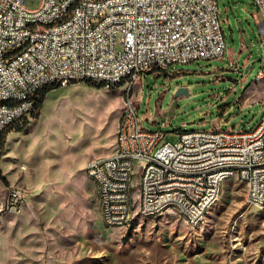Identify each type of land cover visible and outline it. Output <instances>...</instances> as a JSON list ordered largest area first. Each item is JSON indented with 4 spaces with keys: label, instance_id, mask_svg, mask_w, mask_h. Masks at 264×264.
Listing matches in <instances>:
<instances>
[{
    "label": "rangeland",
    "instance_id": "1",
    "mask_svg": "<svg viewBox=\"0 0 264 264\" xmlns=\"http://www.w3.org/2000/svg\"><path fill=\"white\" fill-rule=\"evenodd\" d=\"M41 1L25 5L37 9ZM218 3L227 42L222 58L175 63L134 84L144 127L154 129L153 118L169 122L163 142L177 141L180 128H251L264 114L257 7L251 0ZM238 56L241 72L229 65ZM180 85L188 90L176 95ZM125 94L124 86L73 82L47 95L39 118L27 117L28 131L7 133L0 154L8 180L0 179V264H264V209L247 201L237 175L224 181L194 228L139 213L127 228L104 224L85 166L112 153ZM14 187L25 193L22 207L8 203Z\"/></svg>",
    "mask_w": 264,
    "mask_h": 264
},
{
    "label": "built area",
    "instance_id": "2",
    "mask_svg": "<svg viewBox=\"0 0 264 264\" xmlns=\"http://www.w3.org/2000/svg\"><path fill=\"white\" fill-rule=\"evenodd\" d=\"M257 7L264 43V0ZM0 0V135L31 117L46 86L90 80L125 87L112 154L88 161L104 224L127 228L137 213L167 215L194 228L225 175L246 178L250 204L264 209V114L251 128L182 130L143 125L134 84L175 63L222 58L227 42L218 0ZM121 35L120 40L118 36ZM241 72L239 62L230 60ZM264 76L261 70L256 78ZM133 187V194H125ZM21 188L8 203L22 207Z\"/></svg>",
    "mask_w": 264,
    "mask_h": 264
},
{
    "label": "trees",
    "instance_id": "3",
    "mask_svg": "<svg viewBox=\"0 0 264 264\" xmlns=\"http://www.w3.org/2000/svg\"><path fill=\"white\" fill-rule=\"evenodd\" d=\"M89 85H98V86H104V84H98L90 80L83 81ZM119 86H122V84H118L113 88H117ZM61 87L59 84H53L50 86L44 87L42 90L38 92V94L34 97L35 98V107L34 110L32 111L31 116L34 119L39 118L40 116V111L44 106V103L46 101L47 95L54 89H57ZM29 129V121L27 120V117H24L22 119H19L15 121L13 124H11L1 135H0V154L3 152L4 147H5V139L7 136V133L11 131H18V132H26ZM179 130H184L180 128ZM0 179H2L5 183H7V178L2 174V170L0 169Z\"/></svg>",
    "mask_w": 264,
    "mask_h": 264
},
{
    "label": "bare ground",
    "instance_id": "4",
    "mask_svg": "<svg viewBox=\"0 0 264 264\" xmlns=\"http://www.w3.org/2000/svg\"><path fill=\"white\" fill-rule=\"evenodd\" d=\"M86 172L90 178H95V170H91V168H86ZM232 176H235V175H225L224 181H226L228 178H230ZM239 178L246 184V178L245 177H239ZM224 181H223L222 185L219 186V189H217V196L214 197L213 199H210V200H207L204 202V204H203L204 214L202 216V221H196L194 223V227L200 225L205 220L206 213L208 212V210L218 201V199L221 195V192H222ZM125 194H132L131 187H125ZM248 199H250V187H247V201H248ZM138 215H140L144 218L154 217L153 213H139ZM135 217H136V214L128 219L127 226L132 224Z\"/></svg>",
    "mask_w": 264,
    "mask_h": 264
},
{
    "label": "crops",
    "instance_id": "5",
    "mask_svg": "<svg viewBox=\"0 0 264 264\" xmlns=\"http://www.w3.org/2000/svg\"><path fill=\"white\" fill-rule=\"evenodd\" d=\"M239 58H240V56H238L237 58H232L231 60H237L238 62H240L239 61ZM244 64H246V63H244ZM143 117V116H142ZM146 118L147 119H149L147 116H146ZM162 121H166V122H168L166 119L165 120H157L156 118H153V120H152V122L155 124V126L157 127V126H159V124H160V122H162ZM169 123V122H168ZM216 126H221V125H216ZM180 131L181 130H178V139H179V133H180ZM115 141H116V138H115ZM115 148V147H114ZM113 151H114V149H113ZM113 151H112V153H113ZM111 153V154H112ZM85 172H86V168H85ZM87 173V172H86ZM88 175V174H87ZM90 178V177H89Z\"/></svg>",
    "mask_w": 264,
    "mask_h": 264
},
{
    "label": "water",
    "instance_id": "6",
    "mask_svg": "<svg viewBox=\"0 0 264 264\" xmlns=\"http://www.w3.org/2000/svg\"><path fill=\"white\" fill-rule=\"evenodd\" d=\"M187 90H188L187 86L180 85V86L177 87L176 95H180V94H182L184 92H187Z\"/></svg>",
    "mask_w": 264,
    "mask_h": 264
}]
</instances>
